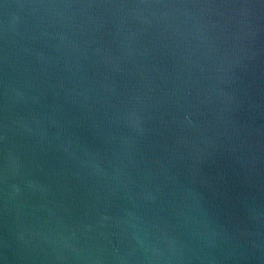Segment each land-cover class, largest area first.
<instances>
[{
  "label": "water",
  "instance_id": "water-1",
  "mask_svg": "<svg viewBox=\"0 0 264 264\" xmlns=\"http://www.w3.org/2000/svg\"><path fill=\"white\" fill-rule=\"evenodd\" d=\"M0 264H264V0H0Z\"/></svg>",
  "mask_w": 264,
  "mask_h": 264
}]
</instances>
